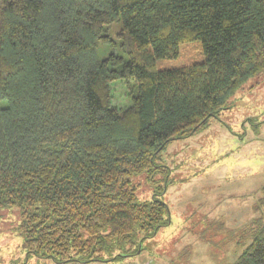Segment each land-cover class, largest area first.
<instances>
[{"label": "trees", "instance_id": "obj_1", "mask_svg": "<svg viewBox=\"0 0 264 264\" xmlns=\"http://www.w3.org/2000/svg\"><path fill=\"white\" fill-rule=\"evenodd\" d=\"M114 22L119 52L99 59ZM191 40L203 61L156 67ZM263 70L264 0H0V208H19L27 255L142 251L170 218L161 152ZM130 79V104L113 105L111 82ZM140 172L156 184L150 199L136 196ZM253 211L250 241L226 264H264V196Z\"/></svg>", "mask_w": 264, "mask_h": 264}, {"label": "rangeland", "instance_id": "obj_2", "mask_svg": "<svg viewBox=\"0 0 264 264\" xmlns=\"http://www.w3.org/2000/svg\"><path fill=\"white\" fill-rule=\"evenodd\" d=\"M119 22L109 28L112 43L97 56L119 52ZM200 40L179 45L178 55L156 58L159 69L201 62ZM112 104L131 102L134 80L111 82ZM169 168L165 192L169 223L147 239L136 255L113 260L55 262L27 255L17 226L19 208H0V264H226L234 262L250 241L247 229L257 215L255 201L264 196V70L250 77L218 117L194 134L171 141L161 152ZM162 173L155 179L163 184ZM139 200L150 199L156 184L145 172L131 176Z\"/></svg>", "mask_w": 264, "mask_h": 264}]
</instances>
